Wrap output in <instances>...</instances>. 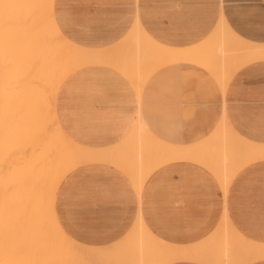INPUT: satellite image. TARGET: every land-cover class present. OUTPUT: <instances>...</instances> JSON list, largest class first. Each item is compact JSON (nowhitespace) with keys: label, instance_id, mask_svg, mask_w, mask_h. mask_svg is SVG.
I'll return each mask as SVG.
<instances>
[{"label":"crops","instance_id":"crops-1","mask_svg":"<svg viewBox=\"0 0 264 264\" xmlns=\"http://www.w3.org/2000/svg\"><path fill=\"white\" fill-rule=\"evenodd\" d=\"M54 15L67 38L92 50L124 42L138 18L158 43L192 49L222 15L239 36L264 44V0H54ZM57 96L59 125L86 148L122 147L140 118L160 140L194 146L212 140L225 116L240 136L264 144V60L239 70L226 91L203 66L169 63L149 77L141 95L117 68L89 64L71 73ZM55 212L70 238L97 249L126 241L139 213L157 238L177 246H221L225 215L244 238L264 244V159L239 170L226 194L207 166L190 159L157 168L141 194L120 168L88 162L62 180Z\"/></svg>","mask_w":264,"mask_h":264},{"label":"bare ground","instance_id":"bare-ground-1","mask_svg":"<svg viewBox=\"0 0 264 264\" xmlns=\"http://www.w3.org/2000/svg\"><path fill=\"white\" fill-rule=\"evenodd\" d=\"M262 60L264 44L239 36L223 15L210 36L192 49L158 43L138 18L124 42L92 50L64 35L55 19L54 0H0V264H170L178 260L251 264L264 259V244L240 235L227 215L218 230L222 244L217 248L208 243L189 247L165 242L148 229L139 213L126 241L97 249L70 238L55 212L62 180L88 162L120 168L141 194L157 168L190 159L207 166L226 194L239 170L264 159V144L240 136L226 116L212 140L194 146L160 140L141 118L122 147L80 146L66 136L56 117L59 89L71 73L89 64H108L126 74L141 95L156 70L190 61L206 68L226 91L239 70ZM8 185L13 191L10 200Z\"/></svg>","mask_w":264,"mask_h":264},{"label":"rangeland","instance_id":"rangeland-1","mask_svg":"<svg viewBox=\"0 0 264 264\" xmlns=\"http://www.w3.org/2000/svg\"><path fill=\"white\" fill-rule=\"evenodd\" d=\"M190 63H192V62H190ZM193 64L198 65V64L195 63V62H193ZM198 66H199V65H198ZM9 187H10V186L8 185L7 200H10V199H11V196H12V193H13L12 188H9ZM6 220H7V222L10 221V215H9V213L6 214Z\"/></svg>","mask_w":264,"mask_h":264}]
</instances>
